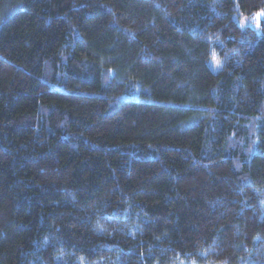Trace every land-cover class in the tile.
I'll return each instance as SVG.
<instances>
[{
  "label": "trees",
  "instance_id": "trees-1",
  "mask_svg": "<svg viewBox=\"0 0 264 264\" xmlns=\"http://www.w3.org/2000/svg\"><path fill=\"white\" fill-rule=\"evenodd\" d=\"M0 264H264V0H0Z\"/></svg>",
  "mask_w": 264,
  "mask_h": 264
},
{
  "label": "rangeland",
  "instance_id": "rangeland-1",
  "mask_svg": "<svg viewBox=\"0 0 264 264\" xmlns=\"http://www.w3.org/2000/svg\"><path fill=\"white\" fill-rule=\"evenodd\" d=\"M260 15H256V16H254V17H251V18H247V17H245V18H241L240 20H239V22H240V24L243 26V27H246L247 25L249 26H257L258 25V23H259V21H260ZM216 59V57L215 56H213V58H212V60L210 61V66H211V68H212V70L214 71V72H217L218 70H219V68H220V63H218V61L217 60H215Z\"/></svg>",
  "mask_w": 264,
  "mask_h": 264
}]
</instances>
